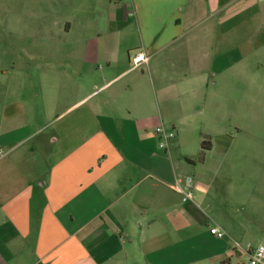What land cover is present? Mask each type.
<instances>
[{
  "label": "crops",
  "instance_id": "crops-1",
  "mask_svg": "<svg viewBox=\"0 0 264 264\" xmlns=\"http://www.w3.org/2000/svg\"><path fill=\"white\" fill-rule=\"evenodd\" d=\"M50 2L30 6L46 17L63 5ZM72 12L53 131L49 76L30 69L46 51L0 67V264H248L264 244V135L223 126L239 88L264 80V0H73ZM160 124L176 131L169 151ZM187 177L184 200L172 185Z\"/></svg>",
  "mask_w": 264,
  "mask_h": 264
},
{
  "label": "rangeland",
  "instance_id": "rangeland-1",
  "mask_svg": "<svg viewBox=\"0 0 264 264\" xmlns=\"http://www.w3.org/2000/svg\"><path fill=\"white\" fill-rule=\"evenodd\" d=\"M32 1L34 0H0V67L3 69L4 65L8 64L9 55L11 59L15 60L18 50H30L31 53L35 54H38L36 52L38 50L46 51L43 53L44 57L34 56L35 61L30 64V69L33 75L36 73L38 75L39 70L34 69L37 66L40 72H46L49 76L45 87L40 86L39 89L45 98L47 115L44 122L46 128L48 131H53L49 121L52 114L50 110L56 106L54 104L56 93L54 73L57 63L54 50L65 47L64 41L67 43V39L72 38L71 34L73 33L66 34L64 28L66 25H70V21H72L73 0H61L63 2L62 7L55 8L52 13L49 12V9L46 17H43V14L39 15L36 10V12L34 11V6H30ZM47 1L48 4L54 3L50 2L51 0ZM64 38L66 39L63 40ZM263 77L264 73L261 74V80ZM0 79H6L5 73H1ZM9 79L10 77H7L6 80ZM35 79L38 78L32 77L31 81ZM32 83H29L30 91L33 90L30 88ZM244 90L246 89L239 88V95L245 97L239 96L240 99H244V102L239 104V117L225 124L223 128L234 131L238 128V130L250 131L251 133L258 130L257 134H260L258 137L261 139L264 135V80L259 84L255 83L250 86V89L246 90L247 95L246 92L243 94ZM263 143L261 141L260 145Z\"/></svg>",
  "mask_w": 264,
  "mask_h": 264
},
{
  "label": "built area",
  "instance_id": "built-area-1",
  "mask_svg": "<svg viewBox=\"0 0 264 264\" xmlns=\"http://www.w3.org/2000/svg\"><path fill=\"white\" fill-rule=\"evenodd\" d=\"M149 56L140 51L137 52L133 57V65L139 67L144 63H147ZM155 134L158 139V145L160 148L169 151L170 143L176 136V131L174 129H167L163 124H160L155 129ZM5 152L0 149V157L3 156ZM193 177H187L185 180L177 179L172 185L174 189L179 191L183 195L184 200L192 199L193 197ZM210 232L217 237H224L225 231L219 227H211ZM248 264H264V244H259L255 248L251 249L248 257Z\"/></svg>",
  "mask_w": 264,
  "mask_h": 264
},
{
  "label": "trees",
  "instance_id": "trees-1",
  "mask_svg": "<svg viewBox=\"0 0 264 264\" xmlns=\"http://www.w3.org/2000/svg\"><path fill=\"white\" fill-rule=\"evenodd\" d=\"M203 145H205V142L203 141V143H202Z\"/></svg>",
  "mask_w": 264,
  "mask_h": 264
}]
</instances>
